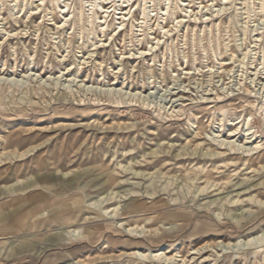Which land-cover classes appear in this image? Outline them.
I'll use <instances>...</instances> for the list:
<instances>
[{
  "label": "rangeland",
  "instance_id": "obj_1",
  "mask_svg": "<svg viewBox=\"0 0 264 264\" xmlns=\"http://www.w3.org/2000/svg\"><path fill=\"white\" fill-rule=\"evenodd\" d=\"M201 2L203 6L212 4L211 11H208L217 14H214L217 17H213L209 26L199 24ZM75 3L79 7L78 2ZM221 3V0H193L192 10L199 8L200 16L192 17V21L198 24L175 29L170 51L163 50L168 55L167 60L159 53L160 59L157 61L168 65L167 83H156L157 89L147 91V96L149 100L162 101L164 104L170 98L165 87L170 82V88H186L189 96L196 100L195 104H185L182 113L157 117L154 112L148 113L138 108L87 110L60 105L45 111L43 107L34 111L27 104L23 91L0 98V264H125L128 259L121 257L122 254L149 249L168 250L171 251L170 255L178 253V256L186 257L192 249L207 242L227 243L238 237L245 240L264 231L263 159L253 158V167L260 169L258 173L246 170L244 166L226 170L218 161L207 163L209 173L213 176L211 180L216 181L218 186L208 189L206 194H200L199 190L210 186L204 179L199 180L202 178L200 172L189 163L165 170L152 164L157 160L155 152L172 159L182 153H194L195 147L204 143L194 139L196 133L212 140L210 135H218L220 120L225 124V132L221 136H227L232 123L243 121L252 114L255 119L251 126L258 136L264 138V86L257 80L258 76L264 79V0H229L225 12L219 13ZM38 4L31 6L23 3L25 8L22 9L21 4L16 8L12 0H0V71L4 69L7 76L11 75L13 66L18 68L19 74L33 66L34 73L39 71L38 74H41L42 70L49 72L52 68V73L56 74L61 70L56 59L64 54L69 55L70 62L82 61L84 55L87 57V47L92 45L93 37L88 39L87 34H75L67 52L68 44L63 45L58 52L51 40L58 38L54 40L64 44V40L66 42L71 35L64 33L60 37V34H53L56 30L43 29L36 33L30 24L22 37H5L6 32L12 34L18 29H25V23L35 13L37 25L51 24L52 9L56 21H63L56 3L48 0L47 8L43 6L33 12L32 9H36ZM215 4L217 7H214ZM61 5L65 6L64 3ZM87 5H84L85 14L90 9ZM120 5L124 6L122 1ZM145 7L147 14L154 15L153 21H150V17L148 23L149 29H154L149 31L150 41L153 42L152 39L159 35L158 22L172 27V21L165 20L167 16L161 15L162 9L166 8L165 0H148ZM41 10H44L42 14ZM179 10L174 17L181 16ZM105 15L108 19L110 13L100 12V16ZM139 16L137 12L136 17ZM119 17L111 14V31H119L122 22ZM72 32L69 31L70 34ZM257 34H261L259 42H256ZM123 35L107 50L106 56L112 57L107 70H116L119 49L128 54L133 48V53L137 52L135 47H123ZM100 39L109 40L108 36L102 38L101 35L95 41ZM230 48L234 51L235 62L231 60ZM248 51L250 54L243 66L240 62ZM221 59L224 65L232 64V67L228 66L234 70L230 76L220 74L225 69ZM171 61H174L172 65ZM181 68H187L195 75L190 76V80H184L185 75H182L176 83L177 87L171 80V74L173 71L176 75L184 73ZM254 72H257L255 77L252 76ZM88 73H92V70L85 72V75ZM48 77L46 74L44 81L42 77H37L32 85L48 83L52 87V82H56L51 80L46 83ZM142 78L147 81L148 77L136 74L133 79L135 88L141 87ZM65 80L63 78L57 83L61 90L69 85ZM242 84L251 88L252 95L241 91ZM80 85L72 84L74 90L82 91ZM216 93L221 95V103H202L203 95ZM48 126H57L58 130L47 133L33 131ZM124 126L129 129L124 133L118 131ZM196 126L201 128L200 131H195ZM101 127L114 129L104 134L98 131ZM213 131H216L214 135ZM55 136L59 137L55 139ZM70 137L72 139L69 140ZM31 148L38 149L31 152ZM200 149L195 153H199ZM28 150L30 153L24 158L15 156V153L22 154ZM47 164L53 165L48 169L43 167ZM108 176L113 183L102 187ZM49 184L51 190L45 189L44 185ZM255 185L258 186L252 187ZM77 186L75 190L69 189ZM248 187L251 190L245 191ZM98 190L101 195L97 193ZM79 197L85 202L87 210H83L81 217H76L74 202ZM131 200H136L143 208L126 221L116 217L117 230L109 228L114 222L107 216L100 219L88 211L90 207L99 213L105 212L103 208L111 212L118 207L121 214ZM233 201L234 204L231 203ZM120 223L124 225L121 227ZM125 227H133L131 237L123 233ZM245 245L242 242L237 250L218 247L213 250L215 253L208 254L212 263L207 264H264V252L258 254L255 249L260 244L252 243V247ZM216 251L219 253L216 254ZM198 263L201 264L200 261Z\"/></svg>",
  "mask_w": 264,
  "mask_h": 264
},
{
  "label": "bare ground",
  "instance_id": "obj_2",
  "mask_svg": "<svg viewBox=\"0 0 264 264\" xmlns=\"http://www.w3.org/2000/svg\"><path fill=\"white\" fill-rule=\"evenodd\" d=\"M46 1L48 0H34V1L12 0L16 8H18V4H21L20 7H22V9L25 8L22 5L23 3H26V5L35 6V4L39 2L40 4L36 5V9L35 8L32 9L33 12L34 11L37 12L43 6L47 8ZM61 1L62 0H51V3H56L57 8L59 9L60 13L63 16L62 22L56 21V18L53 13L54 10L52 9L51 20H50L51 24L40 23L39 25H37L36 24L37 13H35L32 15L31 20L25 23V29H21V30L18 29V31H15V33L11 32L12 34L6 32L5 37L9 36L8 38H14V37L16 38V36L19 35L22 37L23 32H26L30 26H32L35 29L36 33H39L43 29H47L48 31L56 30V33L53 34H60V37L64 33L71 35L69 37L68 35H66L68 39H66V42L64 40V44L61 43L62 41L57 42L56 40H54L58 38H54L53 40H51V44L54 45L53 47L57 49L58 52L61 51V47L63 45L66 46L68 44V47L66 49L67 52V50L71 47V43L73 42V36L75 34L78 35L87 34L88 39H90L91 36H93L91 38L92 45L88 47L84 45V48L86 47L88 48V51L86 53L87 57H85L84 55L82 57V61L70 62V59H68L69 55L65 56L64 54V56H61L60 59H56L57 64L61 66L60 72L56 74L52 73V68L51 71L49 72L46 71L47 73L44 72L43 70L41 74H38L39 71H37V73L36 72L34 73L35 67L34 66L31 67L32 62L29 63V67H31V69L30 70L27 69L26 72L22 71L20 74L18 68L14 66L12 67L11 71L6 69L7 71L11 72L10 76H7V74H5L4 69H2L0 71V98H3V96L7 94L8 95H12L15 93L18 94L17 92L20 93V91H23V93H25V96L27 97V104L30 107H32V110L34 111H38V109H41L42 107L43 110L45 111L46 109L50 107H54L55 105H60L61 107H68L69 109L84 108L87 110H92V109L97 110L100 108L103 110H126L129 108H138L148 113L154 112L157 115V117H160L161 115L165 117L175 116V114L183 112V109L185 108L184 106L185 104L189 102L190 103L193 102L195 104L196 99H194L192 96H189V93L188 91H186V88L182 90L181 87H178L176 84L178 81H180L182 75L183 76L185 75V77H183L184 80L187 79L190 80L192 79V77L190 76L195 75V73L189 72L187 68L184 69L181 68L182 71L184 72L182 74L176 75L175 71L172 72L171 80L173 83L176 84L174 86H177L178 88L176 87L170 88L169 85L171 84V82L165 86L166 93L169 92L168 98L170 97L169 101H167L166 103L163 104L162 101L158 102V101L149 100L147 96V91H153L154 89H157L156 83H160V84L167 83L168 65L166 62L163 63L161 60H159L160 62L159 64L157 59H160L159 53H161L163 55V59L167 60L168 55L166 56L167 53L165 54L163 50L167 51L169 49L170 51V48L174 43V37L176 35L174 33L175 29H178L179 27L182 26L185 28H189L190 25L196 26L198 23H196V21L193 22L192 17L200 16L198 13L199 8H201L202 10L200 12L201 19L199 24L201 25L205 23L206 25L209 26L210 21L213 22V17L215 16L214 14H216L213 11L211 13H209L208 11V9H210L211 11L212 4L203 6L204 3L201 2L199 8H196L197 10L196 11V10H192L193 0H165L166 8L162 9L161 15L167 16L165 20L170 19L172 21V27H169L167 25L163 26L162 23L158 22L156 26L158 28L159 35L158 37H154L152 39L153 40L152 42L150 41L151 34H149V31H154V29L153 28L149 29L151 27L148 26L149 25L148 23L150 17H151L150 21H153L154 15L147 14V10H146L147 8L145 7V2H147L148 0H120V1L119 0L118 1L117 0H104V1L103 0L100 1L99 0H63L62 2ZM75 1L78 2L79 7H76L77 4L75 3ZM121 1L123 2L124 6L120 5ZM150 1L155 2L156 0H150ZM221 1L222 3L220 4L218 10L219 13L224 11L227 8V4L229 3V0H221ZM62 3H64L65 6H62L61 5ZM112 3L114 4L111 7H107ZM86 4H88L87 7H90L88 14H85L84 12V5ZM214 7H217V5ZM178 8L180 9L179 11H181V16L174 17V15L177 14L176 11ZM261 9H263V6H261ZM48 10L50 11V8H48ZM204 11L206 12L205 14ZM40 12L42 14L44 10H41ZM100 12L103 14L110 13L108 19H106L107 18L106 15L100 16ZM137 12L140 13L139 18L136 17ZM111 14H113V17L114 15H119L120 17L118 19L122 21L119 24V31H117L118 33L116 32V30L111 31L113 30L112 26L110 25L111 21H109ZM155 16H158V14H156ZM48 26H52L54 28L49 29ZM192 29H193L192 31H194V27ZM71 30L73 32L70 34L69 31ZM100 33L102 35V38L108 36L109 40L103 41V39L102 40L100 39L99 41L96 42L95 41L96 38L101 37ZM122 35L124 36L123 38H125L123 47L124 48L127 46L130 48L135 47L137 48V52L133 53L135 51L134 48L130 50L131 51L130 54L126 52H122L121 49H119L120 54L118 60L115 62L117 64L116 70H112V71H110V69L107 70L108 62L109 60H112V57H108V55L106 56L107 50ZM260 37L261 34H257L256 42L260 41ZM109 41H111V43H109ZM193 45L195 48L196 39H194ZM144 46H146V48H144ZM204 50L206 52V49ZM230 52L232 58L231 60L235 62L234 51L231 49ZM249 54L250 51L244 53V57L240 62L241 65L245 66V59L249 56ZM185 58H186L185 60H187V57ZM221 60L223 64V59ZM173 63L174 61L170 62L171 65ZM231 65L232 64H225V65L223 64V68L225 69L224 71L220 72V74H225L226 76H230L231 73L234 71L233 69L228 67ZM179 66L183 67V65H179ZM198 68L197 70H199ZM91 70L92 73H88L87 75H85V72H89ZM93 73H95L96 77L93 76L94 75ZM137 73L143 74L144 76L148 77L147 81L145 80V78L144 79L142 78L143 80L141 79L142 81L140 88H135L136 86L134 85L133 82V79ZM46 74H48L49 76L48 80H46V83L50 82L51 80L56 82L55 84L52 82V87L48 85V83L47 84L36 83V85H32L35 78L37 77H42L41 79L42 81H44L43 77H45ZM252 76L253 77L257 76V72H254ZM81 77L82 80L79 81V78ZM63 78H66L65 81L68 82L69 85L66 89L61 90V88L57 87V83ZM91 80L93 81L92 83ZM257 80L259 82H262L261 85L264 86V79L262 77L258 76ZM75 83L76 84L81 83L79 88H81L82 91L74 90L73 88L74 86H72V84ZM240 89L241 91L245 90L246 92H249L252 95L251 88L248 85L242 84ZM55 91H58L57 94H54ZM60 92L61 95L59 96ZM144 93L146 94L144 95ZM213 96L215 97L213 98ZM221 100H222L221 95L219 93L206 94L202 96V103L205 105H210L214 103L219 104L221 103ZM247 116L248 117L244 118L243 121L232 123L231 124L232 129H229L227 131V136L225 134L221 136V133L225 132V124L223 123V120L222 121L220 120L217 131L218 135L215 136L210 135L212 140L211 139L207 140L203 138L202 134L198 132L200 131L201 128L196 126L195 131H197L198 133H196L194 139L197 138L199 140L204 141V143L196 146L195 147L196 150H194V153L192 154L182 153L176 155L174 159H172L169 156H159V154L155 152L154 155L157 156V160L152 163L153 166L159 167L161 168V170H165L168 167L176 166L182 163H189L190 165L193 166V168L196 169V171L200 172L202 178H200L199 180L204 179L205 182L207 183V186H210L209 188L202 187V189L199 190L200 194H206V192H208V189L215 188L216 186H218L216 181L211 180L213 176L211 175V173H209L208 167L206 166V164L209 162L215 163L216 161H218L224 166L223 168L226 170L231 168L240 169L242 166H244L246 170H252V172L258 173L260 169L253 167V162H254L253 158L257 157V159L264 160V138L258 136L256 130L251 126L252 121L255 119L254 115L251 114ZM101 126H104V124ZM54 129L58 130L57 126L56 127L48 126L47 128H42V129L37 128L33 131L39 133H47ZM113 129L114 128L112 127H101L100 129H98V131L104 134H108L113 132ZM128 129L129 128L127 126H124V127H120L118 131H123L124 133V131ZM204 131L206 130L204 129ZM215 132L216 131H213V135L215 134ZM58 137L59 136H57L55 139H57ZM70 139H72V137H70L69 140ZM199 148H201L200 152L195 153V151H197V149L199 150ZM37 149L38 148L32 150L31 148L30 151L34 152ZM30 151L24 152L22 154L15 153V156L21 159L24 158L26 155H28ZM172 162H174V164H172ZM51 165L53 164L43 165V167L48 169ZM110 178L111 177H109V179L107 180H104V182L102 183V187L107 186V184H110V182L113 183ZM72 180L70 182H72ZM78 186L69 187V189L75 190L78 188ZM257 186L258 185L252 187H257ZM44 187L45 189L51 190L50 184L46 186L44 185ZM100 190H98L97 193H99ZM247 190H251V187H248L245 191ZM101 194L102 193H99V195ZM134 194L136 195V193ZM254 199H258V198L254 197ZM231 203L234 204L235 201ZM74 205L77 208L76 217L79 216L81 217L83 210H87L85 206V202L82 201L81 197L75 199ZM142 205L144 206L143 203ZM142 208L143 207L141 205L137 204L136 200H131L127 203L126 209L121 214H119L120 210L118 207H115L111 212H109V209L103 208L105 212L99 213L95 211V209H92L90 207H88V211H91L94 215H97V217L100 219H103L104 217L107 216L108 219L114 222L111 224V227L109 228H111L112 230H117L118 223L117 221H114L116 217L117 218L121 217L122 218L121 221L122 220L126 221L128 217H131V215L138 213L139 211L142 210ZM109 215L110 217H108ZM120 225L122 227L124 223H120ZM133 231H134L133 227H125L123 233L131 237ZM76 232L77 231H73V233ZM242 242H244L246 244L245 246L248 247L252 243L260 244V246L255 248L257 249L256 253L260 254L264 252L262 251V248L264 247L263 246L264 231L260 234L250 236L248 239L245 240H243L242 237H238L234 241H229L227 243L221 241L218 242L216 241L214 243L207 242L199 248L192 249L186 257L178 256V253H176L175 255H170L171 251L168 250L151 251L150 249L147 251L133 250L122 254L121 257H124V259H128L125 264H136V263L159 264V262H161V264H172L177 262H178L177 264L179 263L199 264L198 261H200L201 264H207L210 262L212 263V260H210L211 256L210 255L208 256V254L211 252L215 253L213 251L214 249L218 247H222V249L224 248L236 249ZM217 253L219 252L216 251V254ZM178 257H180L181 259L178 260Z\"/></svg>",
  "mask_w": 264,
  "mask_h": 264
}]
</instances>
